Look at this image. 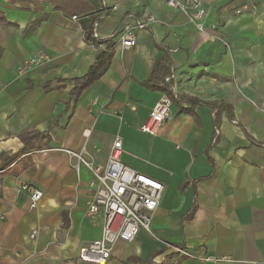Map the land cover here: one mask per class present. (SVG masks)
I'll return each instance as SVG.
<instances>
[{"label": "crops", "instance_id": "1", "mask_svg": "<svg viewBox=\"0 0 264 264\" xmlns=\"http://www.w3.org/2000/svg\"><path fill=\"white\" fill-rule=\"evenodd\" d=\"M103 6L99 39L135 20L147 26L131 49L115 38L110 68L75 102L73 79L97 56L85 30ZM203 6L199 30L168 0H0V161L29 132L49 137L0 173V264H82L103 220L87 216L92 175L77 173L68 152L86 144L106 164L117 135L123 163L165 191L154 236L118 242L107 264H264V0ZM40 51L51 59L30 64ZM167 56L179 102L153 136L142 127L165 95L145 83ZM24 183L44 193L35 209Z\"/></svg>", "mask_w": 264, "mask_h": 264}, {"label": "built area", "instance_id": "2", "mask_svg": "<svg viewBox=\"0 0 264 264\" xmlns=\"http://www.w3.org/2000/svg\"><path fill=\"white\" fill-rule=\"evenodd\" d=\"M168 4L187 14L190 21L199 30H203L202 21L207 16L203 0H168ZM116 9L117 7H114V10ZM108 13L109 10L103 6L102 17ZM73 18L77 19L76 16ZM154 21V18H148L149 23ZM146 26L147 22L136 20L132 23H124L117 36L122 47L124 49L135 47L136 30L144 29ZM50 59L46 52L40 51L30 59V64L37 65ZM171 79V77L168 78L167 82ZM172 105L170 98L163 96L155 105L142 131L149 135H156L160 127L172 119ZM68 154L71 167L77 173L84 167L92 175L90 186L93 197L88 203L87 216L91 219L103 220L101 239L91 242L79 252V260L82 264H107L118 242L133 243L141 231L154 236L152 224L154 215L160 207L165 185L123 163L124 147L119 135L113 141L106 164L95 163L86 144L80 151H70ZM20 189L29 195L30 208H37L43 199V191L29 183L22 184ZM0 219H5L1 210ZM179 252L187 254L185 250L179 249Z\"/></svg>", "mask_w": 264, "mask_h": 264}, {"label": "trees", "instance_id": "3", "mask_svg": "<svg viewBox=\"0 0 264 264\" xmlns=\"http://www.w3.org/2000/svg\"><path fill=\"white\" fill-rule=\"evenodd\" d=\"M102 20V15L94 16L90 22V25L86 27V41L94 46L97 50L96 62L89 69L86 75L83 77H77L73 79L74 88L71 92V98L77 102L82 94L90 88L94 83L99 81L110 68L114 53L116 41L115 38L119 35L122 26L113 34L111 38L108 39H99L95 36V27ZM0 21H4L0 17ZM0 47V53H1ZM170 62L169 57L167 56L164 60L157 63L155 70L153 71L150 78L146 81L145 85L153 91H160L165 96L170 98L174 102H179L178 95L174 92L172 81L167 82V79L171 77V71H169L168 66ZM218 107H214V110L218 111ZM216 111V113H217ZM234 122V121H233ZM217 130H219L218 125L216 126V135L213 139V144L217 143L219 136L217 135ZM22 142L24 144L20 152L13 154L11 156L3 155L0 161V173H3L7 168L16 163L20 158L29 153L39 150L41 148L38 145L42 140H48L49 137L44 133L38 131H33L22 136ZM253 141V140H252ZM254 142V141H253ZM258 146H263L260 143L254 142ZM2 182L3 177L0 175V197L2 192Z\"/></svg>", "mask_w": 264, "mask_h": 264}]
</instances>
